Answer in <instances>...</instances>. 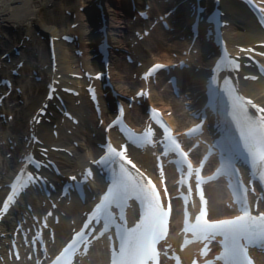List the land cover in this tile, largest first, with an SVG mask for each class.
I'll list each match as a JSON object with an SVG mask.
<instances>
[{
    "label": "snow or ice",
    "instance_id": "6c2138e0",
    "mask_svg": "<svg viewBox=\"0 0 264 264\" xmlns=\"http://www.w3.org/2000/svg\"><path fill=\"white\" fill-rule=\"evenodd\" d=\"M155 67L163 66L156 65ZM235 67L238 68L239 65H235ZM216 82V77L213 75L209 82V94L213 100L216 96ZM225 91L231 101V118L240 131V144L234 146L233 155L230 158L222 160L217 172L229 177L233 176L239 171L235 167L234 161L246 157L250 160L252 168L259 171V179L264 181V115L259 117L251 115L247 106L252 101L236 95L235 90L228 85L227 80L225 81ZM210 106L215 107L214 103ZM259 111L264 113V108H260ZM201 129L202 124H197L190 129L188 134L199 132ZM164 131L166 134L168 133L166 126ZM136 140L142 142L143 138L136 137ZM168 140L172 151L178 153L187 162L188 154L181 150L177 140L171 136H168ZM126 153L127 145L117 150L109 143L105 155L93 161L97 166L111 165L112 175L110 185L100 203L96 205L92 218L99 220L102 216L107 227L108 222L113 218L111 212L113 205L123 207L131 198L138 200L143 208L139 222L132 228H128L126 225H117L119 249L118 251L114 250L113 264H150V262L157 260L156 244L167 231L169 211L162 206L156 185L136 168ZM128 165H131V170ZM132 170H135V173ZM188 170L189 175H191L192 165L190 163ZM91 174V170H87L84 174L85 178ZM71 179L75 181L77 178L72 177ZM196 179L200 200L206 204L203 191L200 188L199 182L202 178L199 169L196 170ZM244 191L246 192L247 189ZM189 192H191L190 186ZM15 194L13 188L12 195H9L4 202L5 210H7ZM240 203V214L233 218L209 220L206 218L207 210L202 209L196 217L195 223L188 225L185 229V231H191L194 235L203 237L209 242L217 236L222 237L223 251L217 259L223 264H252L247 254L248 245L254 242L264 243V212L253 215L249 209L246 196L241 198ZM85 227L88 225L86 224ZM77 235L83 239L81 233H77ZM70 247L71 245L56 258L53 264H61ZM64 264H68V262L64 261ZM206 264H212V262L206 261Z\"/></svg>",
    "mask_w": 264,
    "mask_h": 264
},
{
    "label": "bare ground",
    "instance_id": "6f19581e",
    "mask_svg": "<svg viewBox=\"0 0 264 264\" xmlns=\"http://www.w3.org/2000/svg\"><path fill=\"white\" fill-rule=\"evenodd\" d=\"M75 1L76 0H0V31H3V33L7 34V31L5 30L10 29L11 32H14V35H17L21 32L22 34H29V31L32 29L36 31L41 29L43 32L56 34L61 28L64 29L69 27L71 22H73L71 21L67 24L66 22L69 19L66 14L59 15V13L63 8H69L71 6L73 7ZM88 1L94 2L95 0H82V3L86 5ZM103 3L107 6L106 17H108L113 37L116 39L119 37L123 44L127 43L125 38L122 36V33L125 29V24L122 21L121 16L123 14V10L118 6L120 5V2L118 0H103ZM224 5L228 12V17L232 21L231 25L227 28V36L232 44H252L264 38V32L255 22L250 19L248 13L241 7V5L236 4L233 0H224ZM56 12H58V17L55 15ZM48 13L52 14V18L49 17ZM74 21H77V19ZM148 45L149 47L152 46L151 43ZM155 53L154 54L158 56L163 54L167 55L168 51H162V49L158 48V51ZM158 56L156 58H158ZM138 57L146 64L155 59V57L151 55V52L147 53L143 51H140ZM57 60L59 72H62L65 77L67 73L72 71L73 67L79 66L81 62L80 60L83 61L84 58H78L75 56L72 49L69 48V46L62 45L58 48ZM112 67L114 84L116 88L122 93L133 91L141 84L138 78L133 77V73L138 72L139 69H141V67H138L136 64L127 63L126 61L117 57L115 58V62H112ZM244 87L250 95L259 99L264 98V79H260L255 83L246 82L244 83ZM154 91L155 92L151 96V99L158 101L160 99L158 96V90L155 88ZM43 95L44 92L40 89L34 96L32 107L36 108L39 106L40 99ZM165 98L168 100L169 97L165 95ZM83 111L88 112V109L83 107L82 112ZM40 128L42 130L41 137L45 145L55 142L68 143L69 141L67 138L68 136L64 133H61V135L56 138L52 134V131L47 123L43 122L40 125ZM70 142L71 145L69 143L68 144L72 147V141ZM74 153V156H60L61 164L64 169L70 170L79 162L87 160L89 157L96 155L98 151L94 145L88 139H86L85 141H81V144L78 148H74ZM141 160L145 162V164L149 163L148 158H142ZM209 193L212 197V205L214 208L213 213L216 214V210L218 206H220L219 197L222 195V192L211 185L209 187ZM70 216L76 218L77 212L70 210ZM68 220L66 218L63 219L57 226L58 239L69 229ZM0 264H3V262L0 261ZM16 264L32 263L26 261Z\"/></svg>",
    "mask_w": 264,
    "mask_h": 264
},
{
    "label": "rangeland",
    "instance_id": "374dc122",
    "mask_svg": "<svg viewBox=\"0 0 264 264\" xmlns=\"http://www.w3.org/2000/svg\"><path fill=\"white\" fill-rule=\"evenodd\" d=\"M60 14H63V9L60 10L59 15H60ZM48 15H49L50 18H52V14L48 13ZM55 15L58 17V12H56Z\"/></svg>",
    "mask_w": 264,
    "mask_h": 264
}]
</instances>
